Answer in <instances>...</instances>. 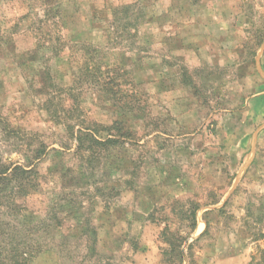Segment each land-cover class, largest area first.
Masks as SVG:
<instances>
[{"label": "rangeland", "instance_id": "rangeland-1", "mask_svg": "<svg viewBox=\"0 0 264 264\" xmlns=\"http://www.w3.org/2000/svg\"><path fill=\"white\" fill-rule=\"evenodd\" d=\"M263 91L264 0H0V153L40 174L2 210L13 243L26 227L30 264H264ZM67 124L116 142L89 164Z\"/></svg>", "mask_w": 264, "mask_h": 264}, {"label": "trees", "instance_id": "trees-1", "mask_svg": "<svg viewBox=\"0 0 264 264\" xmlns=\"http://www.w3.org/2000/svg\"><path fill=\"white\" fill-rule=\"evenodd\" d=\"M126 106L132 109L131 105ZM119 108L123 109L120 106ZM71 109L75 108L72 107ZM55 114H57L56 111ZM74 126L75 124L66 125L67 133H70L76 142L74 152L77 156H81L82 158L85 156L89 164L91 163L90 154L94 146L101 145L107 148L114 145L116 142L110 137H105L103 140L97 139L91 132L85 131L86 129L82 126L78 127L74 132ZM111 128L120 133L124 129L119 121H115L112 126L105 127L103 130L108 131ZM69 129L70 131H68ZM43 152V149L39 151V158H41ZM24 156L26 159V154H24ZM29 163L30 164L26 165V163L5 162L0 153V264H30L31 258L38 253L39 248L35 246V244H29L28 240L30 235L28 231H26L27 229L25 230L26 227L24 226L22 228L18 226L19 229H17L23 231L21 243H13L14 241L10 236V229L15 228V226H10L9 228L10 223L5 221L1 215L3 213L2 210H7L5 212L6 214L14 210L20 211V208L15 204L16 197L19 195L25 196L30 189H37L40 174L34 167L35 165H33L32 162Z\"/></svg>", "mask_w": 264, "mask_h": 264}, {"label": "crops", "instance_id": "crops-1", "mask_svg": "<svg viewBox=\"0 0 264 264\" xmlns=\"http://www.w3.org/2000/svg\"><path fill=\"white\" fill-rule=\"evenodd\" d=\"M260 94H263L264 95V91L263 92H260Z\"/></svg>", "mask_w": 264, "mask_h": 264}]
</instances>
